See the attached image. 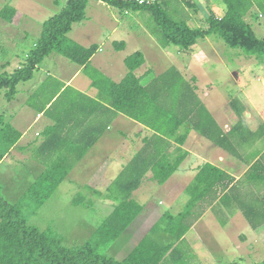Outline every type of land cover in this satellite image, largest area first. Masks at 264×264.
Segmentation results:
<instances>
[{
	"label": "crops",
	"instance_id": "0c3cea01",
	"mask_svg": "<svg viewBox=\"0 0 264 264\" xmlns=\"http://www.w3.org/2000/svg\"><path fill=\"white\" fill-rule=\"evenodd\" d=\"M178 1L182 8H189L196 14L202 12L204 18H209L202 10L203 2L209 0ZM213 1L226 9L225 0ZM27 2L29 0L10 2L16 8L17 15L12 24L0 19V32L15 34L21 29H31L28 21L29 14H33L28 13ZM161 2L163 7L169 10L173 0ZM6 3V0H0V10ZM185 14L187 22L190 23L191 19H194L193 15L187 10ZM211 15L220 18L214 13H210ZM76 25L78 23L74 24L69 33V38L73 41L75 39L72 38V34ZM206 40L208 41L209 37ZM206 40L200 41L196 47ZM75 42L84 47L93 45L87 39ZM157 45L161 47L159 52H156V49L152 50L154 47L151 43L148 45L145 43L142 52L145 64L135 71L136 76L142 79V84L152 86L158 77L176 68L194 87L195 95L209 111L219 129L224 133L231 132L240 119L238 114H242L243 109L238 108L239 111L232 107L233 104L239 106V101L231 103V113L226 112L224 105L209 99L215 98L218 91L213 92L215 95L210 93L209 88L208 91L204 90L205 87L200 88L199 85L205 76L200 78L194 73L188 77L181 67L175 64L158 72V63L159 66L166 65L165 60H168L172 52H175L177 57L179 55L192 57L191 63L194 64L197 54L195 48L183 52L172 51L171 46L164 47L160 42ZM111 50L112 52L104 51L99 47L90 60L89 68L76 65L67 58L53 53L36 67L31 79L18 84L15 97L13 96L14 114L18 118L13 123H10L11 119L5 115H0V118H3V123L10 124L22 135L0 162V171L8 160H11L12 168H19L30 161L31 169L27 174L32 183L25 186L26 192L56 162H63L70 168L66 178L52 195L28 218L29 225L43 231L54 232L61 238L62 244L69 248L83 246L91 241L101 224L123 201L127 199L136 202L142 211L126 231L105 249L106 256L108 253L109 257L120 261L130 256L146 237L150 236L153 228L166 213L177 216L185 211L191 199L188 188L206 164L218 167L238 181L256 161H261L264 165V148L257 150L259 143L264 141L252 140L248 144L250 152H245L238 132L232 140L230 139L235 149L222 148L194 128L195 119L192 117L188 123L191 129L187 138L179 145L177 139L187 130L186 125L176 128L177 123L174 122L170 127L156 131L115 110L104 94L108 90L105 78L120 83L128 72L125 60L129 56L119 55L124 49L117 51L113 46ZM114 51L118 53L116 57L113 55ZM161 58L163 60L159 62ZM188 60L191 61V58ZM20 67L23 65L17 67L14 65V71ZM20 84L22 86H19ZM166 84L159 81L153 89L161 93ZM202 96L208 98L207 103L201 99ZM248 113L244 114L248 132L264 131L260 129L264 124L263 115L258 113L259 120L255 119L257 122L253 124L246 118ZM175 115L180 116L181 113ZM1 126L0 122V129ZM34 129H37L36 132ZM180 159L182 161L176 167ZM173 168L176 169L171 171ZM170 172L171 175L161 183L160 180ZM158 173L161 175L158 176ZM3 177H0L1 198L7 203L17 205L25 194L12 199L7 197L6 187L2 183ZM16 179V175L14 177L8 175L4 182L8 184ZM135 183L138 185L133 187ZM259 188L260 195H263L264 185ZM128 192L130 193L127 194ZM68 208H73L71 220H67L70 219L67 218ZM192 210L193 216L187 220L190 229L179 247L175 245L179 249L174 252L175 258L167 255L161 264H205L206 261L197 252V249H200L198 247L200 241L195 240L196 238L199 240L197 237L199 233L202 236V233H210L215 225L217 228L220 227V223L216 222L214 217V214L220 212H213V208L207 202L200 203ZM232 216V225L244 223L241 211H234ZM206 254L209 255V251H206Z\"/></svg>",
	"mask_w": 264,
	"mask_h": 264
},
{
	"label": "trees",
	"instance_id": "16d2710c",
	"mask_svg": "<svg viewBox=\"0 0 264 264\" xmlns=\"http://www.w3.org/2000/svg\"><path fill=\"white\" fill-rule=\"evenodd\" d=\"M6 1L0 10V19L12 24L17 10L10 4L12 0ZM90 1L70 0L64 10L46 22L42 37L29 55L26 64L13 74H0V91L6 90L8 100L16 94L18 84L31 79L36 67L53 53L67 58L76 65L90 67V60L98 51V46L84 47L68 36L75 23L86 19V9ZM99 1L126 12L132 9L151 11L157 21L163 17L164 36L161 44L164 47L174 46L178 50L189 51L200 41L216 36L222 39L226 46L241 49L244 57L257 56L264 59V39H260L254 30V22H257L258 18H264V0H225L224 16L217 18L211 15L207 20L209 25L207 28L191 25L187 20L174 19L172 13L163 7L162 2L153 6H137L116 0ZM113 45L117 51L123 50L126 46L124 42H114ZM125 64L128 72L120 83L105 78L108 90L104 94L115 110L129 118L142 122L156 131H162L174 122L177 123L176 128L185 125L188 127L193 117L194 128L201 135L222 148L229 147V150L233 148L230 139L232 140L238 132L243 148L252 140L264 141V131L248 132L244 114H238L240 119L231 132H222L195 95L194 87L176 68L158 77L152 86H144L142 79L135 74V71L145 64L144 54L142 52L132 54L126 58ZM159 81L167 83V87L165 85L161 93L153 89ZM177 113L181 115H175ZM0 120L1 162L17 144L22 134L10 124L3 123L2 117ZM261 128L264 129V124ZM190 129L188 127L185 133L178 137L179 145L185 142ZM180 161L182 159L176 167ZM174 169L176 168L171 171ZM69 170L70 168L63 162H56L50 166L29 187L22 198L24 204L21 202V205H12L4 201L0 195V264H161L167 255L175 258L174 252L179 250L175 245L179 247L190 229L187 220L193 216L192 209L195 210L202 202H207L213 208V212H220L217 214L224 213V209L225 211L232 209L231 214L237 209L240 210L254 232L264 228V195L261 196L259 193V187L264 185L263 163L261 161L253 163L238 181L218 167L206 164L188 188L191 199L185 211L177 216L166 213L153 228L150 236L146 237L126 259L120 261L113 259L106 256L103 250L108 244L116 241L142 211L133 200L123 201L101 224L94 238L87 244L73 248L65 247L57 234L29 225L28 218L52 195L66 178ZM160 175L158 173V176ZM170 175L171 172L166 173L160 182H164ZM250 183H254L255 189L249 188ZM137 185L135 183L133 187ZM170 251L173 253L169 254ZM252 264H264V260Z\"/></svg>",
	"mask_w": 264,
	"mask_h": 264
},
{
	"label": "rangeland",
	"instance_id": "374dc122",
	"mask_svg": "<svg viewBox=\"0 0 264 264\" xmlns=\"http://www.w3.org/2000/svg\"><path fill=\"white\" fill-rule=\"evenodd\" d=\"M69 1L29 0L27 2L26 6L28 8L26 9L28 13L33 14H29L28 21L31 29H21L15 34L0 32V74H12L15 69L14 65L17 67L26 64L29 55L35 50L39 39L42 37L46 22L64 10ZM203 3L204 8L202 10L207 16L210 17V13H214L220 18L224 16L226 9L223 8V5L218 6L213 0ZM186 10L194 17L190 21L191 25L202 28L209 26L208 18H204L202 12L196 14L189 8H182L178 0H173L169 8V12L172 13L174 19L179 21L187 20ZM163 20V17H161L157 21L153 13L148 10L132 9L126 12L103 1L91 0L86 9V19L75 26L72 38L75 41L87 39L93 45L100 47L101 50H110L111 52L114 46L113 41L124 42L126 46L119 55L131 56L136 52H143L145 43L147 45L151 43L154 47L152 50L156 49L157 51H155L159 52L161 47L157 43H162L161 40L164 36ZM257 20V22H254V30L260 39H264V18L261 17ZM147 40L149 41L147 42ZM170 50L178 51L174 46H171ZM195 52L197 54L194 64L191 63L192 57L180 55L177 57L175 56L176 53L172 52V55L168 56V60H165L166 65L159 66L158 63V72L160 73L169 65L175 64L179 68L181 67L188 77H191L194 73L197 76L199 75L200 78L205 76V79L199 85L200 88L205 87L204 90L206 91L209 88L211 94L218 91L215 98L210 97L209 99L224 105L226 112L231 113V103L239 101V106L233 104L232 107L243 109L242 114L249 112L246 118L253 124L257 122L255 119L259 120L258 113H261L264 117V59L257 56L254 58L244 57L241 49L226 46L223 40L216 36L209 37L208 41L206 40L199 47H195ZM117 54L116 52L113 53L115 57ZM107 57L110 58L108 55ZM150 57L154 58L153 56ZM166 58L163 57V59ZM190 58L191 61L188 60ZM163 59L161 58L159 62ZM19 86H22V84ZM5 94L6 90L0 91V115L7 116L11 119L10 123H13L18 118L14 114L15 108H13L15 96L7 100ZM201 99L206 103L208 101V98L204 96ZM12 114L15 117H12ZM0 122L2 121L0 120ZM36 130L34 129V132ZM263 148L264 143L260 142L257 150ZM248 149V146L245 147V152H250ZM11 164V160H8L0 171V177L4 176L2 183L6 187L5 192L10 199L25 194L27 192L24 191L25 186L32 183V179L27 174V171L31 169L30 161L28 164H22L19 168H12ZM4 167H6L5 170ZM8 175L12 177L16 175L17 179L7 184L4 180ZM254 186V183H250L249 188L255 189ZM21 202L24 204V199L18 201V204L21 205ZM68 211L67 218L70 217V219L67 220H71L73 208H68ZM231 211L232 209L221 214H214L216 222L220 223V227L217 228L215 225L214 228H211L210 233H202V236H200V233L197 235L199 240L196 238L195 241H200L198 243L200 249H197V252L206 261L205 264H252L262 262L264 260V228L259 232H254L244 217V223L232 225L231 218L233 216L231 217ZM238 211L240 210L237 209ZM40 213L44 214L43 211H40ZM222 222L225 224L224 227ZM206 251H209V255L206 254ZM103 253H105V249ZM106 254L110 256V254Z\"/></svg>",
	"mask_w": 264,
	"mask_h": 264
},
{
	"label": "built area",
	"instance_id": "2783aa9c",
	"mask_svg": "<svg viewBox=\"0 0 264 264\" xmlns=\"http://www.w3.org/2000/svg\"><path fill=\"white\" fill-rule=\"evenodd\" d=\"M137 6H153L161 3V0H116Z\"/></svg>",
	"mask_w": 264,
	"mask_h": 264
}]
</instances>
